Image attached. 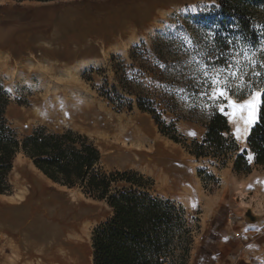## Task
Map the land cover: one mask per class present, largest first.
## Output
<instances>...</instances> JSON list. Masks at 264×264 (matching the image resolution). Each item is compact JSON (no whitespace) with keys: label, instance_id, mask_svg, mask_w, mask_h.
<instances>
[{"label":"rangeland","instance_id":"1","mask_svg":"<svg viewBox=\"0 0 264 264\" xmlns=\"http://www.w3.org/2000/svg\"><path fill=\"white\" fill-rule=\"evenodd\" d=\"M109 2L0 0V26L30 25L32 28L23 32L16 30L11 36L13 42L0 47V83L11 99L6 114L9 123L20 136L41 126L53 131H79L100 149L106 171L133 170L153 179L155 195L182 204L200 221L188 264H264V168L255 166L251 174L243 175L233 170V161L219 168L208 159L197 160L182 144L164 136L150 115L136 108L130 112L118 111L101 98L96 87L101 85V74L94 72L93 82L84 79L85 73L109 68L114 56L129 62L131 50L143 43L151 45L164 38L185 43L184 37L198 46L199 53L192 49L195 53H192V78L199 76V64L195 61L204 60L201 54L205 53L220 0L149 3L121 0L123 3L115 7L108 6ZM45 8H49L50 17L39 19L37 15ZM261 45L264 38L243 49L251 59L264 61ZM239 53V59L243 60L242 49ZM256 70L264 72L259 66ZM248 78H251L250 72ZM263 82L264 76H261L252 81L253 87L262 89ZM68 84H71V94L78 93L89 103L103 107L113 120L123 121L131 136L137 133L140 137L146 136L150 143L157 140L161 144L151 169L142 170L131 160L120 157L115 146L111 147L113 140L108 131L101 130V135L99 131L81 129L63 121L60 114L46 117L47 105H52L54 97H60ZM231 98L246 101L250 99V89L246 87ZM217 104L218 108L223 106L234 135L237 126H244L243 120L239 114L230 118L233 110L227 100ZM166 119L171 122L170 116ZM176 128L188 144L193 139L201 140L206 133L203 125L192 122L179 121ZM191 132L195 135H190ZM247 139H236L241 151L248 149ZM199 171L213 175L218 183L205 187ZM169 179L178 182L177 189ZM10 181L12 193L0 196V264L15 261L17 256L11 253L12 247L40 237L62 243L72 253L74 264H93V231L111 217L110 208L87 197L81 189H69L43 177L23 155L17 157ZM241 192L246 194L245 204L240 198ZM248 211L258 218L256 224L248 223ZM47 239L39 241L47 244Z\"/></svg>","mask_w":264,"mask_h":264},{"label":"trees","instance_id":"2","mask_svg":"<svg viewBox=\"0 0 264 264\" xmlns=\"http://www.w3.org/2000/svg\"><path fill=\"white\" fill-rule=\"evenodd\" d=\"M121 3L110 0L108 6ZM213 25L204 49L208 55L202 56L203 61L208 56L220 57L213 63L226 67L233 53L264 38V0H220ZM192 53L195 54L190 45L176 39H157L151 45L143 43L133 48L129 62L114 56L109 68L85 73L84 79L93 82V73L101 74V85L96 86L101 98L118 111L136 108L150 115L164 136L182 144L197 160L208 159L219 168L233 161V170L243 175L251 174L255 166L264 168V103L259 106L257 123L248 136V149L241 151L225 111H220L218 104L206 108L210 102L198 94L204 85L192 78V63H188ZM195 77L203 79L201 74ZM10 103L0 83V196L12 193L10 177L17 157L23 155L48 180L81 189L112 211L111 217L93 231V264L189 263L194 233L200 229L198 218L182 204L155 195V183L150 177L133 170L106 171L100 149L79 131H53L41 126L20 136L6 115ZM166 116L171 117V122ZM179 121L201 124L206 133L201 140L193 139L188 144L176 128ZM198 173L205 187L218 183L213 175Z\"/></svg>","mask_w":264,"mask_h":264},{"label":"bare ground","instance_id":"3","mask_svg":"<svg viewBox=\"0 0 264 264\" xmlns=\"http://www.w3.org/2000/svg\"><path fill=\"white\" fill-rule=\"evenodd\" d=\"M41 11L42 13L37 15L39 19H46L50 17L49 8H45ZM16 30L23 32L30 31L32 28L30 25L16 26L4 24L3 26H0V47L7 46L13 42L14 39H11V36ZM70 85L71 84L67 85L68 89L62 93L60 97H54L52 105H47V109L45 110L46 117L60 114L63 121L81 129L99 131V133L101 130L106 132L108 131L110 132V138L113 140V145L111 147L113 148V146H115V151L120 157L131 160L134 163L133 165L141 168L142 170L148 169L149 167L151 169L152 163L154 162V155L160 150L161 144L157 140H153L150 143L146 139V136L140 137L137 133L131 136L123 121L117 122L113 120L103 107L97 105L96 103H89L86 101L85 97H81L78 93L73 92L71 94L69 91L71 88ZM69 98H71L70 101H68ZM64 117H68V119H65ZM167 181L170 182L171 179ZM170 183H173L175 185V189H177L176 185H178V182L176 180L173 179ZM240 198L242 199V203L245 204L244 201L246 194L241 192ZM40 239L45 240L47 238L40 237L35 241H29V243L26 242L25 245L20 242L17 246L12 247L10 249L11 253H14L17 256L12 264H74L72 253L70 254L69 251L64 248L62 243L50 242L49 239H47L48 242L45 244L40 242ZM22 246H24L25 250H22Z\"/></svg>","mask_w":264,"mask_h":264},{"label":"snow or ice","instance_id":"4","mask_svg":"<svg viewBox=\"0 0 264 264\" xmlns=\"http://www.w3.org/2000/svg\"><path fill=\"white\" fill-rule=\"evenodd\" d=\"M184 42L190 45L192 49H195L199 53L198 46L193 44L188 37H184ZM233 43L232 41L229 42ZM261 50H264V45H261ZM244 52L243 60L239 59V52L233 53L227 62L226 67H220L213 63L215 59L220 57L208 56L207 61H195L199 64L200 74L202 80L193 77V80L197 84H203L204 87L198 93L202 98H207L210 103L205 105L206 108H211L212 105L217 104L220 101L227 100L228 106L233 110L232 117L235 118L239 114V118L243 120V128L237 126L234 135L237 140L246 139L251 132L252 127L257 123L258 107L261 103H264V89H255L252 81L264 76V72L257 71L259 66L264 69V61H256L251 59L247 50L242 49ZM201 55H208L203 53ZM223 54H221L222 56ZM194 59V58H193ZM193 61H188L192 63ZM250 72V77H249ZM238 81V83H237ZM233 87L235 91H233ZM250 89V99L238 102L231 97L234 94H239L245 88ZM220 111H223V106H220ZM247 113V115H243ZM195 135L194 132L189 133ZM253 159L252 154L248 156V160L251 162Z\"/></svg>","mask_w":264,"mask_h":264},{"label":"water","instance_id":"5","mask_svg":"<svg viewBox=\"0 0 264 264\" xmlns=\"http://www.w3.org/2000/svg\"><path fill=\"white\" fill-rule=\"evenodd\" d=\"M246 219L249 224H256L258 222V218L252 213V211L246 213Z\"/></svg>","mask_w":264,"mask_h":264},{"label":"built area","instance_id":"6","mask_svg":"<svg viewBox=\"0 0 264 264\" xmlns=\"http://www.w3.org/2000/svg\"><path fill=\"white\" fill-rule=\"evenodd\" d=\"M229 219H230V222H231L232 221L231 215H230V218Z\"/></svg>","mask_w":264,"mask_h":264}]
</instances>
